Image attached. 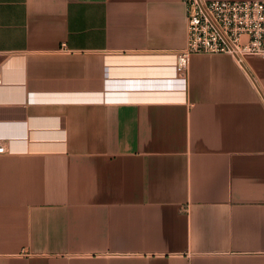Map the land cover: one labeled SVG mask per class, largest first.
<instances>
[{"label": "crops", "instance_id": "1", "mask_svg": "<svg viewBox=\"0 0 264 264\" xmlns=\"http://www.w3.org/2000/svg\"><path fill=\"white\" fill-rule=\"evenodd\" d=\"M185 41L184 0H0V264H264V60Z\"/></svg>", "mask_w": 264, "mask_h": 264}, {"label": "built area", "instance_id": "2", "mask_svg": "<svg viewBox=\"0 0 264 264\" xmlns=\"http://www.w3.org/2000/svg\"><path fill=\"white\" fill-rule=\"evenodd\" d=\"M184 3L186 41L177 54L176 74H186L189 58L195 54H226L238 65H243L249 56L264 60V1L184 0ZM5 152L0 142V154Z\"/></svg>", "mask_w": 264, "mask_h": 264}]
</instances>
